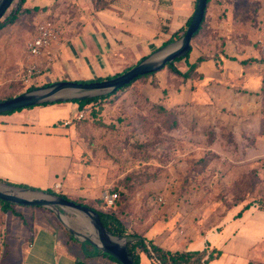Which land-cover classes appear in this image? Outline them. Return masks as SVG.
Listing matches in <instances>:
<instances>
[{
	"label": "rangeland",
	"instance_id": "374dc122",
	"mask_svg": "<svg viewBox=\"0 0 264 264\" xmlns=\"http://www.w3.org/2000/svg\"><path fill=\"white\" fill-rule=\"evenodd\" d=\"M95 1L61 0L34 8H25L23 3L20 9L19 0L13 1L0 19V100L58 81H95L125 70L126 66L109 65L96 70L99 62L67 60L59 52L71 33H59L44 56L32 57L28 52V43L38 34L40 24L52 21L64 30L73 23L71 29L76 32L84 14L93 13ZM218 1L219 15L229 14L243 31L232 34L254 41L264 25V0ZM11 16L14 20L9 21ZM33 65L36 68L29 76ZM157 93L161 94L159 90ZM202 95L208 99L205 93ZM262 96V106L235 99L233 108L227 110L209 99L194 106L166 109L151 101V76L136 80L114 100L83 109L84 117L75 122L76 160L91 169L88 175L100 186V195L93 200L69 199L110 213L102 195L117 192V211L124 206L127 209L126 214L119 215L124 225H153L160 230L166 226L167 231H176L178 241L195 235L206 240L209 231L215 232L232 217L237 218L247 204L251 207L245 222L255 227L264 225V92ZM53 195L64 194L55 191ZM24 207L30 206L15 204L22 219L0 204V264H19L14 251L30 238L36 219L53 224L66 235L67 226L90 236L95 233L90 220L72 208L59 207V216L52 209L23 212ZM252 231L257 235L260 231L263 236L252 247L250 264H264V231ZM120 239L129 240L125 236Z\"/></svg>",
	"mask_w": 264,
	"mask_h": 264
},
{
	"label": "crops",
	"instance_id": "0c3cea01",
	"mask_svg": "<svg viewBox=\"0 0 264 264\" xmlns=\"http://www.w3.org/2000/svg\"><path fill=\"white\" fill-rule=\"evenodd\" d=\"M60 1L25 0L23 6L44 7ZM218 2L209 0L206 29L192 40L189 57L177 66L184 72L189 67L187 62L195 63L198 57L207 55L197 68L203 77L176 83V75L167 68L161 69L151 76V101L157 105L175 109L210 99L220 108L231 110L235 99H243L250 105L259 102L262 106L264 63L261 59L264 53L256 43L258 35L254 41L233 35L238 33L237 30L243 31L238 22L230 20L229 14L227 17L219 15ZM196 3L197 0H113L100 8L93 4V13L84 14L78 31L71 29L73 23L67 24L64 30L59 29L60 33H71L66 35L68 43H63L59 53L69 61L79 58L99 62L94 67L96 70L107 69L108 65L112 68L126 66V69L163 48L164 42L173 34L181 33L191 19ZM212 33L217 34L216 37ZM71 53L74 54L72 57ZM131 59L136 62L131 64ZM203 93L208 99L203 98ZM26 108L0 115V177L43 190L55 189L73 199L97 198L100 186L88 175L91 169L76 160L75 122L84 110L74 102ZM67 120L71 123L66 125ZM57 184H60L58 188ZM17 193L29 199L39 197L33 189ZM24 208L23 212L37 209L36 206ZM248 211L235 219L232 217L221 229L209 231L206 240L195 235L193 239L178 241V235L174 236L176 231H167L166 226L162 230L153 225L125 226L130 233L140 234L173 252L205 247L220 250L221 255L208 264H250L252 247L263 236L260 231H257L258 235L251 231L253 228L264 231V225L259 223V227H255L245 222ZM84 242L74 235L62 233L51 223L36 219L30 238L14 252L19 264H119L103 256L92 243L89 246ZM140 264H152V261L141 253Z\"/></svg>",
	"mask_w": 264,
	"mask_h": 264
},
{
	"label": "water",
	"instance_id": "95a60500",
	"mask_svg": "<svg viewBox=\"0 0 264 264\" xmlns=\"http://www.w3.org/2000/svg\"><path fill=\"white\" fill-rule=\"evenodd\" d=\"M13 1L14 0H0V19L10 8ZM208 1L209 0H197L194 13L183 36L176 45L171 46L170 48L163 51V55L160 59H157V55L153 56V54L157 52L156 51L152 55L135 64L129 70L111 78L87 82L78 80H63L46 87L36 89L32 92L18 94L11 98L0 101V114L16 111L26 107H33L47 101H58L114 93L118 89L129 85L140 76L163 69L167 63L172 62L177 58L183 57L191 51L192 39L195 33H197L200 29L202 21L205 18ZM79 91L84 93L86 92L88 94L85 93L67 97L63 96L69 92ZM2 185H5L11 189V191H8L0 188V199L8 203L50 208L56 211L59 216V207H69L81 212L90 220L95 233L93 232V234L90 236L74 229L71 226H67L68 231L72 235L76 237L79 236V239L92 243L100 251L111 255L121 264H134L127 247L128 241L124 242L119 236L113 235L101 221L99 213L89 206L77 203L63 196H54L51 193L36 189L33 190L39 193V197L29 199L19 195L17 191H28L30 188L15 187L5 183ZM85 224L88 225V223Z\"/></svg>",
	"mask_w": 264,
	"mask_h": 264
},
{
	"label": "trees",
	"instance_id": "16d2710c",
	"mask_svg": "<svg viewBox=\"0 0 264 264\" xmlns=\"http://www.w3.org/2000/svg\"><path fill=\"white\" fill-rule=\"evenodd\" d=\"M112 1L113 0H109V1H107V0H96L95 6H97V8H100L102 6H108ZM24 2H25V0H19L18 5H17V9H20L21 5ZM99 3L100 4L103 3V4L99 6L98 5ZM12 20H14L12 18V16L9 17V21H12ZM190 20L187 22L185 27L182 29V32L181 33L180 32L175 33L171 37H169L164 42L163 47L179 40L182 37V35L184 34V32L186 31V29L190 23ZM205 21L206 20L204 18V20L202 21V24L200 26V29L198 30L197 33H195L192 40L196 39V37L200 33L204 32V30L206 29V22ZM189 54H190V52L183 57L177 58L176 60L167 63L164 67V68H167L171 73L176 75V83H179L181 80L185 81L188 78L197 80V79H200L203 77L202 74L197 72V68L202 61L207 59V55H202V56L198 57V59L195 63L189 64L187 62L189 67L184 72L179 70V68L175 66L176 62L181 61L183 59L187 60V58L189 57ZM146 57L141 58L138 61V63L140 61H142L143 59H145ZM250 61H253V60H250ZM261 62L264 63V57L261 59ZM133 66L127 67L123 72L129 70ZM123 72H121V73H123ZM121 73H119V74H121ZM155 73L156 72L145 74L143 76L138 77L136 80L143 78V77L154 76ZM119 74H117V75H119ZM117 75H115V76H117ZM107 78H111V77H107ZM107 78H105V79H107ZM103 79L104 78H98L97 80H103ZM136 80H134L133 82H135ZM80 81H86L87 82V81H93V80H80ZM133 82H131L129 85L122 87L121 89H118L114 93L95 95V96H87V97H83V98H72V99L58 100V101H47V102H43L39 105H49V104L62 103V102H74V103L78 104L80 109H85L90 105L95 107L96 105H98V104H100L106 100H114L115 98H117V96L123 90L128 88ZM49 85H51V84H47L46 86H49ZM263 92H264V85H263L262 93ZM11 97H13V96H8L7 98H11ZM3 100H5V99H3ZM0 101H2V100H0ZM6 113H11V112H6ZM3 114H5V113H3ZM0 181L4 182L7 185H11V186H15V187L43 190V189H39L37 187L30 186L28 184L13 182V181H10L8 179L1 178V177H0ZM43 191L51 193V194L55 193V191L53 189H50V188L44 189ZM63 197L69 199V196H67V195H63ZM118 198H117L116 204L113 207L107 208V209L111 210L110 213L102 211V210H98V209H96L92 206H89V205H87V206H89L90 208H92L93 210H95L96 212L99 213L101 221L103 222L105 227L113 235L119 236V237L125 236L129 239L127 242V247H128L129 253L133 259L134 264H140L141 263V253H145L151 259L152 264H208L211 260H214L221 255L222 252L220 250H217V249H212V252L208 253V247H205L201 250L174 251L173 252V251L164 249L163 247L154 244L152 241L147 240L145 237H143L140 234L129 233L127 231L125 225L123 224V222L119 219V215L120 214L121 215L126 214L127 209L124 206V207H121V209H119V211H117L118 210L117 209V207H118L117 202L119 201ZM75 202H77V200ZM77 203H80V202H77ZM0 204L5 210H7V211L9 210L14 215L19 216L22 219H24V216L19 211H17L15 209V204L8 203V202L3 201L1 199H0ZM81 204H83V203H81ZM83 205H86V204H83ZM36 207L40 208V209H45L47 211H52L51 209L46 208V207H42V206H36ZM250 207H251V204L245 205L238 212L237 217H240L243 214V212L248 210ZM68 234L70 237H73V235L70 232H68ZM84 243H86L89 246H92L88 241H85ZM101 254L103 256L109 257L110 259L114 260L115 262L121 264L117 259H115L111 255L103 253V252H101Z\"/></svg>",
	"mask_w": 264,
	"mask_h": 264
},
{
	"label": "built area",
	"instance_id": "2783aa9c",
	"mask_svg": "<svg viewBox=\"0 0 264 264\" xmlns=\"http://www.w3.org/2000/svg\"><path fill=\"white\" fill-rule=\"evenodd\" d=\"M37 35L31 39L28 43V52L32 57H41L47 54L49 51V48L52 44L53 39L58 37V34L60 33V30L57 28V26L52 21H45L42 24L39 25L37 29ZM256 43L261 49V51L264 52V25L260 29L258 36L256 38ZM36 66H30L29 67V76L32 74V72L35 70ZM84 117V111H81L77 117V119H82ZM71 121L67 120L65 121V124H70ZM60 184L56 185V188H58ZM119 197V194L117 192H108L106 191L102 195V199L104 201V204L107 208L113 207L116 204L117 198Z\"/></svg>",
	"mask_w": 264,
	"mask_h": 264
},
{
	"label": "bare ground",
	"instance_id": "6f19581e",
	"mask_svg": "<svg viewBox=\"0 0 264 264\" xmlns=\"http://www.w3.org/2000/svg\"><path fill=\"white\" fill-rule=\"evenodd\" d=\"M162 55H163V53L161 52V53H159L158 55H157V59H160L161 57H162ZM79 93L78 92H69V93H67V94H64L63 96H74V95H78ZM0 188H3V189H5V190H10L11 191V189L10 188H8V187H6L5 185H2V184H0ZM82 222H86L84 219H82L81 220ZM83 233H86L85 231H82Z\"/></svg>",
	"mask_w": 264,
	"mask_h": 264
}]
</instances>
